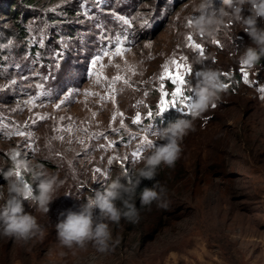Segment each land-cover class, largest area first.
I'll return each mask as SVG.
<instances>
[{
    "label": "rangeland",
    "instance_id": "374dc122",
    "mask_svg": "<svg viewBox=\"0 0 264 264\" xmlns=\"http://www.w3.org/2000/svg\"><path fill=\"white\" fill-rule=\"evenodd\" d=\"M11 1L0 0V10ZM194 2L199 0H39L24 11L29 17L23 38L12 19L0 15V189L9 171H20L33 192L36 170L63 182L48 213L24 201L43 235L26 243L0 236V264H264V93L258 90L264 88V57L253 69L239 62L252 40L231 18L212 36L193 32L190 24L199 15ZM222 3L213 0L216 8ZM248 15L246 7L242 16ZM258 26L264 20L258 18ZM117 46L130 51L112 60L119 69L104 67L109 79L96 83L93 73L109 65L103 53ZM97 56L102 60L93 69ZM171 59L181 63L187 81L176 107L170 106V94L159 93L162 66ZM204 67L216 70L228 87L215 107L193 118L189 85ZM116 75L128 83L116 82L113 92L110 80ZM113 95L115 103L102 99ZM161 99L167 110L149 117ZM177 118L191 120L195 130L180 142L175 167L157 169L169 208L155 202L142 207L139 194L138 223L129 229L108 222L110 251L98 252L91 242L84 248L60 246V213L77 210L113 180H136L143 157L154 150L144 137L159 144L156 130ZM138 149L137 160L132 153ZM145 235L152 239L139 241Z\"/></svg>",
    "mask_w": 264,
    "mask_h": 264
},
{
    "label": "clouds",
    "instance_id": "9594fccd",
    "mask_svg": "<svg viewBox=\"0 0 264 264\" xmlns=\"http://www.w3.org/2000/svg\"><path fill=\"white\" fill-rule=\"evenodd\" d=\"M246 7L250 15L244 17L242 11ZM193 8L199 15L190 24V28L201 35H214L227 18L239 23L252 40V46L240 55L239 62L248 69L256 67L264 57V27L258 26V18L264 20V0H223L219 8L213 5V0H199V3H193ZM195 76V84L189 85L193 93L189 105L193 118L200 117L215 106L225 89L220 74L212 68L204 67ZM194 130L192 121L184 118L169 121L166 126L158 128L154 135L160 143L150 155L143 157L142 167L136 169V184L127 185L118 179L113 180L103 190H97L77 210L61 212L55 225L58 244L73 249L84 248L91 242L98 252L110 251L113 237L108 222L119 224L123 218L128 222L138 223L139 210L131 202L136 187L142 179L155 180L157 169L162 164L174 168L182 152L180 142L189 131ZM34 178L37 182L36 189L29 195L28 186L18 182L14 171L5 174L6 185L0 189V201H3L0 203V236L26 243L43 235L37 218L25 210V197L37 211L48 213L49 205L63 182L57 174L42 169L34 171ZM117 202L122 207H117ZM153 202L158 208H169L167 190L159 182L154 183L151 188L145 187L140 193L142 207L151 206Z\"/></svg>",
    "mask_w": 264,
    "mask_h": 264
},
{
    "label": "snow or ice",
    "instance_id": "6c2138e0",
    "mask_svg": "<svg viewBox=\"0 0 264 264\" xmlns=\"http://www.w3.org/2000/svg\"><path fill=\"white\" fill-rule=\"evenodd\" d=\"M189 42H191L193 40L192 36H188L186 38ZM118 44L121 43L120 41L117 42ZM213 43H218V41H213ZM192 47H194L195 49L198 50V54L200 55H203L204 53V49H203V46L200 45L199 43H195V44H192L191 45ZM127 51H130L129 49H124L122 47H115L114 48V51L112 52H104L103 53V56L105 57H108L109 58V65H104V64H100V67H101V71L100 72H94L93 74L96 76V83H100L101 80H108L109 78L104 76L103 75V71L102 69L106 66H112V67H116L117 69H119V65L118 64H112V60L115 58V57H123L125 55V53ZM183 59V58H182ZM102 60V57L101 56H97L93 61H92V68L93 69H96V66L97 64ZM170 65L171 66H175L176 68V71L175 73H173L172 71H170ZM163 73L159 76V80L161 81V84H160V87H159V93L161 95V97H166L168 96L169 94L173 97L172 99V102H171V107H176V98L177 97H180L182 100L185 98L184 95H183V91H184V88L186 86V79H185V73L180 71L181 69V63L177 62L176 59H171L170 61H168L167 63H165L163 66ZM243 76H244V82L245 83H249V79H248V73L247 71H244L243 72ZM123 80V82L125 84L128 83V81L126 79H124L122 76L120 75H116L114 77L111 78L110 80V87L112 88V91L114 92L115 91V88H114V85L116 82L118 81H121ZM169 88H173L174 87V91H171L169 93V91H166L165 89ZM224 87L227 88L228 85L227 84H224ZM258 90L262 93H264V88H258ZM86 95H99L98 93H86ZM261 98H264V96H262ZM102 99H105V100H108V99H111L113 103H115V96H105V97H102ZM142 103V102H140ZM168 102L165 101L164 99H161V102H160V105H159V109L156 113H153L151 111L148 112V116L149 117H152L153 115H159L160 112H163V111H166L167 110V107H168ZM60 107L59 104L56 105V108L58 109ZM215 107V106H213ZM178 110H183L182 108L181 109H178ZM96 113H93V116H95ZM120 115L122 116L123 113H120ZM41 119H45V117H41ZM116 117L113 116L112 117V120L115 121ZM132 123L133 124H140L141 123V115L138 113L134 119L132 120ZM121 127H124L123 124H121ZM21 135L23 133H20ZM144 145H146L147 147L149 148H155L156 145L155 143L150 140L147 136L144 137V141H143ZM113 145H109V147H112ZM139 149L137 150V152H133L132 153V156L135 157L137 160L139 159ZM15 158V157H14ZM113 162L112 159H109L108 163L111 164ZM97 172L100 171V169H97L96 170ZM16 178L17 180L25 185V186H28L29 188V195L32 194L33 192V189L31 186H29L27 183H25L21 177V173L20 171H16ZM25 200H27V197H25Z\"/></svg>",
    "mask_w": 264,
    "mask_h": 264
},
{
    "label": "trees",
    "instance_id": "16d2710c",
    "mask_svg": "<svg viewBox=\"0 0 264 264\" xmlns=\"http://www.w3.org/2000/svg\"><path fill=\"white\" fill-rule=\"evenodd\" d=\"M36 1H39V0H12L10 2V5L3 7L2 10H0V15H4L5 19H12V21L18 26L17 31L21 36L20 38H23L26 36V31H25V29H23V22L25 23V21L29 17V16L25 15L24 11L26 9H32V8H30V6H33ZM165 3H166V1H165ZM28 11L32 12V10H28ZM26 14H29V13H26ZM0 42H1V38H0ZM34 51L35 50H33V52ZM0 59H1V56H0ZM262 61H263L262 63L264 64V60H262ZM259 62H261V61H259ZM136 181H137V179L132 181V182H129V183L127 182V185H135ZM155 182H156V178H155V180L142 179L141 182L139 183V186L136 187L135 193L132 197L131 202L135 204L137 209L139 208V206H138L139 200L138 201L136 200L137 195H139L145 187L151 188ZM119 207H122L120 202H119ZM120 224H123V225L126 224V226H128L129 229H130L129 225H131V226L133 225V223L128 222L123 218L121 219ZM150 232H152V234L155 233L156 228H152L150 230ZM145 239H146V242L150 241L152 239V236H147V235L142 236V237H140L139 241L145 240Z\"/></svg>",
    "mask_w": 264,
    "mask_h": 264
}]
</instances>
